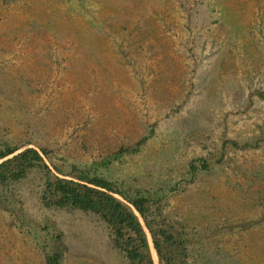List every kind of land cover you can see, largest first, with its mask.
<instances>
[{
	"label": "rangeland",
	"instance_id": "1",
	"mask_svg": "<svg viewBox=\"0 0 264 264\" xmlns=\"http://www.w3.org/2000/svg\"><path fill=\"white\" fill-rule=\"evenodd\" d=\"M4 143L163 194L190 260L264 264V0H0ZM43 178L0 189V264H131Z\"/></svg>",
	"mask_w": 264,
	"mask_h": 264
},
{
	"label": "trees",
	"instance_id": "2",
	"mask_svg": "<svg viewBox=\"0 0 264 264\" xmlns=\"http://www.w3.org/2000/svg\"><path fill=\"white\" fill-rule=\"evenodd\" d=\"M231 143L239 146L237 141ZM19 149L20 146L0 144V189L9 188L38 169L44 174L43 204L98 216L106 225L114 247L131 264H155L152 248L160 263L209 264L189 259L185 250L188 240L183 229L176 227L165 214L163 194L143 188H123L116 181L77 166L65 173L54 165L55 173L45 162V156L49 155L46 148ZM190 167L194 177L200 167L207 169L209 163L203 160L191 163ZM144 225L150 234L152 248ZM61 256L54 252L47 256L46 264H59Z\"/></svg>",
	"mask_w": 264,
	"mask_h": 264
},
{
	"label": "water",
	"instance_id": "3",
	"mask_svg": "<svg viewBox=\"0 0 264 264\" xmlns=\"http://www.w3.org/2000/svg\"><path fill=\"white\" fill-rule=\"evenodd\" d=\"M141 218V217H140ZM141 221L143 222V224H144V221L142 220V218H141ZM145 226V225H144ZM145 230H146V232H147V234H148V238H149V232H148V229L146 228V226H145ZM149 241H150V244L152 243V240H151V237L149 238ZM151 246H152V244H151ZM155 264H156V262H155Z\"/></svg>",
	"mask_w": 264,
	"mask_h": 264
}]
</instances>
